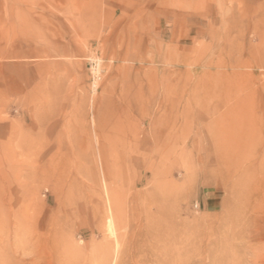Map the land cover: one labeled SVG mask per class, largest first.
Listing matches in <instances>:
<instances>
[{
	"label": "rangeland",
	"instance_id": "374dc122",
	"mask_svg": "<svg viewBox=\"0 0 264 264\" xmlns=\"http://www.w3.org/2000/svg\"><path fill=\"white\" fill-rule=\"evenodd\" d=\"M262 245L264 0H0V264Z\"/></svg>",
	"mask_w": 264,
	"mask_h": 264
},
{
	"label": "bare ground",
	"instance_id": "6f19581e",
	"mask_svg": "<svg viewBox=\"0 0 264 264\" xmlns=\"http://www.w3.org/2000/svg\"><path fill=\"white\" fill-rule=\"evenodd\" d=\"M53 172H54V170H53ZM52 174H54V173H52ZM51 177H53V176H51ZM58 178H59V176H58ZM99 214V213H98ZM101 216V215H100ZM97 217V216H96ZM203 226V225H202ZM215 226V225H214ZM214 226H208V224H207V227H205V228H201V229H199V227L200 226H198V225H196L195 226V228L197 229V230H203V231H208L209 232V235H211L212 234V232H213V230H216V231H219L220 229H222L223 231V236L225 237V238H228V237H230V236H232V237H234L235 236V232H238V233H241V232H245L246 230H247V228L249 227V224H247V223H240V224H230V225H224V227H222V225L221 226H216V227H214ZM197 230H195V231H197ZM237 233V234H238ZM243 236V235H242ZM240 237H241V235H240ZM246 237V236H245ZM209 241H211V240H209ZM244 242V241H243ZM239 245H246V247L248 248L249 247V245H248V243H246V241L244 242V243H239ZM199 247H197V246H193V250H197ZM185 250V249H184ZM257 250L258 251H264V246L262 245V246H259L258 248H257ZM93 255V254H92ZM91 255V256H92ZM260 255L258 254V255H255L254 254V257L252 258V259H250V264H262L261 263V260H260ZM95 261L98 263H102V262H104V261H106V258H101V257H97V258H95ZM95 262V263H96ZM108 263V262H107Z\"/></svg>",
	"mask_w": 264,
	"mask_h": 264
}]
</instances>
